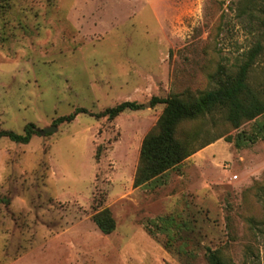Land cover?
Instances as JSON below:
<instances>
[{
    "label": "rangeland",
    "instance_id": "1",
    "mask_svg": "<svg viewBox=\"0 0 264 264\" xmlns=\"http://www.w3.org/2000/svg\"><path fill=\"white\" fill-rule=\"evenodd\" d=\"M256 2L0 0V130L87 111L28 143L0 138V264H208L225 245L235 264H264V193L253 188L264 140L234 141L254 121L220 127L231 141L133 186L163 108L151 97L211 89L219 65L236 68L264 36ZM254 66L263 77L264 54ZM125 100L143 106L94 116ZM104 207L110 234L91 219Z\"/></svg>",
    "mask_w": 264,
    "mask_h": 264
},
{
    "label": "trees",
    "instance_id": "2",
    "mask_svg": "<svg viewBox=\"0 0 264 264\" xmlns=\"http://www.w3.org/2000/svg\"><path fill=\"white\" fill-rule=\"evenodd\" d=\"M258 22L264 33V0H257ZM264 54V36L256 41L244 54L243 59L234 69L225 70L219 65L210 78L215 86L202 92L185 89L171 92L165 97L153 96L152 106L162 104L163 108L154 125L143 136L140 146L138 163L133 176V186H143L169 170L178 167L185 159L202 149L214 140L224 137L231 141V135L219 131L222 126L229 125L238 129L242 124L254 121L250 136L240 131L235 144L240 147L245 141L264 140V76L255 79L254 65ZM143 104L134 100H125L95 114L96 118L106 116L113 119L125 110H138ZM87 112L77 108L72 114L54 120L72 121L78 113ZM215 134L207 138L211 129ZM34 133H38L32 123L24 127L23 134L11 130H0V138L7 137L17 143H28ZM98 155V154H97ZM258 191L264 193V183H256ZM92 221L103 234L115 230L116 222L108 207L101 208L91 215ZM254 223L252 219L249 220ZM208 264H235L231 259L227 246L208 249Z\"/></svg>",
    "mask_w": 264,
    "mask_h": 264
},
{
    "label": "water",
    "instance_id": "3",
    "mask_svg": "<svg viewBox=\"0 0 264 264\" xmlns=\"http://www.w3.org/2000/svg\"><path fill=\"white\" fill-rule=\"evenodd\" d=\"M149 105V103L147 104ZM39 134H46V133H51V132H55L57 131V125L53 124V125H49L44 127L43 129H37Z\"/></svg>",
    "mask_w": 264,
    "mask_h": 264
}]
</instances>
